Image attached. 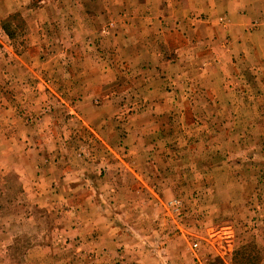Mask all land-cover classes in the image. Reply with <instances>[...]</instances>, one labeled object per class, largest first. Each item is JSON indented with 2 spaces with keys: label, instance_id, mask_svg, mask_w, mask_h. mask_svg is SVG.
<instances>
[{
  "label": "rangeland",
  "instance_id": "obj_1",
  "mask_svg": "<svg viewBox=\"0 0 264 264\" xmlns=\"http://www.w3.org/2000/svg\"><path fill=\"white\" fill-rule=\"evenodd\" d=\"M198 1L0 0V264H264V0Z\"/></svg>",
  "mask_w": 264,
  "mask_h": 264
},
{
  "label": "crops",
  "instance_id": "obj_2",
  "mask_svg": "<svg viewBox=\"0 0 264 264\" xmlns=\"http://www.w3.org/2000/svg\"><path fill=\"white\" fill-rule=\"evenodd\" d=\"M142 1H143L142 5L144 7H147V5H151L154 8H158V10L159 9H166V8H174L176 6H179V4H182L183 5L186 2H188V1L191 2V0H142ZM198 3L205 4L204 0H200V1H198ZM142 5H139V6H142ZM145 44H146V42L145 41H142L141 44H140V46L143 45L142 48H146L147 45H145ZM187 46H189V45L187 44ZM147 50L149 51V49H147ZM132 54H133V57L136 55L135 52H133ZM92 245L94 247L98 248V249L99 248H105V247H107L104 244L99 245V244H96L95 242H93Z\"/></svg>",
  "mask_w": 264,
  "mask_h": 264
},
{
  "label": "built area",
  "instance_id": "obj_3",
  "mask_svg": "<svg viewBox=\"0 0 264 264\" xmlns=\"http://www.w3.org/2000/svg\"><path fill=\"white\" fill-rule=\"evenodd\" d=\"M193 246H194V248H196L198 246V244H194Z\"/></svg>",
  "mask_w": 264,
  "mask_h": 264
}]
</instances>
